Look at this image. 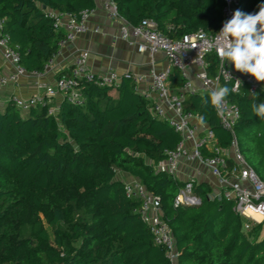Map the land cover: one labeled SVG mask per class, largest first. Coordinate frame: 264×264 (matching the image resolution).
<instances>
[{
	"label": "trees",
	"instance_id": "16d2710c",
	"mask_svg": "<svg viewBox=\"0 0 264 264\" xmlns=\"http://www.w3.org/2000/svg\"><path fill=\"white\" fill-rule=\"evenodd\" d=\"M113 1L131 25L151 20L173 40L199 29L213 35L223 18L221 0ZM261 5L264 0H239L235 11L255 14ZM93 8V0H0V20L21 66L41 73L64 39L45 13L77 15ZM206 62L208 76L216 77L215 55H207ZM183 83L180 73L172 69L168 86L179 88ZM82 85L83 104L63 100L55 115L48 114L51 104L21 112L9 101L0 112V264H169L137 213L139 203L126 197L124 183L116 179L117 170L159 198L178 264H264V234L261 237L254 228L245 230L233 202L218 200L207 184L193 186L196 205H175L186 183L155 167L175 149L180 137L152 115L151 104L135 91L130 79L123 78L118 87ZM221 86L230 88L222 82ZM202 98L207 95L186 94L183 111L199 119L203 116L219 146L226 149L230 136L220 129L212 106L203 105ZM226 100L240 112L234 128L238 150L264 183V120L251 111V105L264 103V97L242 87L240 94L231 92ZM226 163L228 171L232 160L226 158ZM87 176L102 178L88 193L89 217L84 219L96 234L74 223L64 236L65 207L56 205L49 220L52 245L44 230L38 233V244L23 241L21 245L12 224L17 219L16 198L30 197L37 203L36 194L48 192L53 180L60 181L68 194L67 186H77ZM10 199L13 204H5ZM70 199L75 203L78 196Z\"/></svg>",
	"mask_w": 264,
	"mask_h": 264
},
{
	"label": "built area",
	"instance_id": "2783aa9c",
	"mask_svg": "<svg viewBox=\"0 0 264 264\" xmlns=\"http://www.w3.org/2000/svg\"><path fill=\"white\" fill-rule=\"evenodd\" d=\"M221 1L223 2V18L213 35L199 29L173 40L162 34L151 20L143 19L138 24L131 25L118 14L113 0H103L102 9L108 18L120 24L119 37L121 39L130 42L138 53L146 54L152 63L158 54H161L167 61V68L156 71L152 67L148 76L130 73L120 75L115 72L95 75L87 69L88 53L82 51L70 70L63 71L51 84L41 82L39 79L42 72H27L21 66L20 56L17 50L9 45L8 34L4 31L3 21L0 20V57L10 64L13 70L7 76L0 73V89L17 84L21 78H34L38 93L25 99L11 96L8 101L21 112L51 104L48 114L55 115L57 105L63 100L78 106L83 104L82 83L84 82L100 88L118 87L122 79L126 78L132 81L135 91L139 92V85L149 80L150 90L155 97L152 100L149 93L142 95L145 99L152 100L150 108L152 115L166 122L180 137V142L175 149L166 153V159L156 165L158 172H164L173 177L181 161L187 164L198 163L208 168L219 188L218 193L213 196L218 200L233 202V211L244 221V229L249 230L253 223L264 222V183L249 167L238 150L234 135V128L240 118L238 107L227 100L219 114L212 107L220 129L230 136V144L226 149L219 146L215 133L206 123L200 121L197 114L183 111L184 96L197 93L193 79L199 82L207 96L213 88L221 87V82L234 88L233 94H240L244 85H248L249 93H255L257 90V85L252 78L240 77L226 63L223 66L215 48H210L205 43L206 40L209 43L214 41L224 22L231 19L239 5V0ZM92 13L93 10H90L72 15L48 10L45 16L52 20L53 28L63 34L62 43H66L72 42L88 30L87 22ZM209 54L215 55L219 62L217 76L214 78L207 74L206 56ZM172 69H176L184 80L183 85L175 93H172L168 87ZM227 72L232 77L228 76ZM236 79H239L241 83L238 84ZM204 151L209 152L211 156H204ZM226 158L232 160L228 171L226 170ZM194 185L193 179L186 182L185 187L175 198V205H186L187 201H193L194 197L189 196ZM124 192L128 199L139 203L137 213L152 235L154 244L164 250L168 263L178 264L179 254L172 234L162 220L159 198L148 192L135 179L124 183Z\"/></svg>",
	"mask_w": 264,
	"mask_h": 264
},
{
	"label": "crops",
	"instance_id": "0c3cea01",
	"mask_svg": "<svg viewBox=\"0 0 264 264\" xmlns=\"http://www.w3.org/2000/svg\"><path fill=\"white\" fill-rule=\"evenodd\" d=\"M102 2L103 0H96L93 2V13L88 19V30L84 34L78 36L72 42H61L59 44L57 53L46 65L39 81L51 84L53 80L57 78L59 72L70 70L74 66L78 54L82 51L88 53L87 69L95 75H105L115 72L120 75L130 73L133 75L148 76L152 67L156 71L168 67L167 61L161 54L155 56L152 63L151 59L146 54L138 53L130 42L121 39L119 37V22L108 18L106 12L102 9ZM226 64L240 77H250L253 79L254 83L257 85L255 93H249L248 85H244L249 94H260L264 97V82H257L251 75L236 71L234 66L228 62H226ZM12 72V66L3 61L0 57V73L7 76ZM35 81L34 78L25 77L21 78L15 85L1 88L0 112L6 108L7 102L11 96L25 99L38 93ZM193 85L197 89L196 94L200 96L205 95V92L201 89L197 80L193 79ZM169 89L172 93H175L178 88L169 87ZM138 91L140 95L149 93L152 100L155 97V94L150 90L149 80L140 84ZM152 100H148L150 104H152ZM127 178L129 180L133 179L130 176ZM173 178L182 183H186L189 179H193L195 184H207L210 186L213 195L219 191L217 181L212 177L209 169L198 163L187 164L181 161L178 171L174 174Z\"/></svg>",
	"mask_w": 264,
	"mask_h": 264
},
{
	"label": "clouds",
	"instance_id": "9594fccd",
	"mask_svg": "<svg viewBox=\"0 0 264 264\" xmlns=\"http://www.w3.org/2000/svg\"><path fill=\"white\" fill-rule=\"evenodd\" d=\"M205 43L215 48L223 66L228 62L236 71L251 75L257 82H264V5L255 14L235 11L231 19L224 22L214 41L209 43L206 40ZM228 76L232 77L229 73ZM236 81L241 83L239 79ZM233 91L235 89L228 86L213 88L207 98H202V104L207 106L210 103L219 114ZM251 111L264 120V103H253ZM203 120L201 116L200 121Z\"/></svg>",
	"mask_w": 264,
	"mask_h": 264
},
{
	"label": "rangeland",
	"instance_id": "374dc122",
	"mask_svg": "<svg viewBox=\"0 0 264 264\" xmlns=\"http://www.w3.org/2000/svg\"><path fill=\"white\" fill-rule=\"evenodd\" d=\"M155 170H157L156 167ZM127 177V174L119 170L116 171V179H119L123 183L129 181ZM101 180V177L87 176L83 178L79 185L74 187L67 186L68 194L64 193L66 187H62L63 185L60 181L53 180L48 192L39 191L36 194L38 200L37 203H35V201L33 202L30 197L19 201L16 198L17 202L15 203L17 207V219L12 224L14 225L15 232H17L18 237L22 240L21 245H23V241L38 244L40 241L38 233L41 230H44L48 234L50 238L49 244L52 245L53 235L52 228L49 225V220L52 214L51 208L56 205L65 207V222L61 226L64 236H66L67 233H70L71 227L74 223L81 224L83 229H85L86 232H89V234H96V231H93V227L91 229L90 226L84 225V219L89 217L86 210V205L89 203L88 193L92 188L98 185ZM70 194L73 197L78 196V201L75 203H71V199L68 201L67 198L71 196ZM189 197L193 198V194L191 193ZM8 203L13 204V201L10 199L5 204ZM197 203V201H187L186 205H196ZM79 214H82V217L79 216ZM251 228H254L255 232H258L261 237L263 236L264 222L253 223ZM78 245L79 243L75 246Z\"/></svg>",
	"mask_w": 264,
	"mask_h": 264
},
{
	"label": "water",
	"instance_id": "95a60500",
	"mask_svg": "<svg viewBox=\"0 0 264 264\" xmlns=\"http://www.w3.org/2000/svg\"><path fill=\"white\" fill-rule=\"evenodd\" d=\"M193 201H196L195 198H193Z\"/></svg>",
	"mask_w": 264,
	"mask_h": 264
}]
</instances>
